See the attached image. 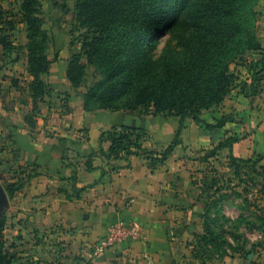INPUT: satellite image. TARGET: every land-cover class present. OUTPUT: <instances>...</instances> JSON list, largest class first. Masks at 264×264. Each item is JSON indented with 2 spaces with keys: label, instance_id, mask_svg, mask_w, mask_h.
I'll use <instances>...</instances> for the list:
<instances>
[{
  "label": "crops",
  "instance_id": "obj_1",
  "mask_svg": "<svg viewBox=\"0 0 264 264\" xmlns=\"http://www.w3.org/2000/svg\"><path fill=\"white\" fill-rule=\"evenodd\" d=\"M257 9L262 49L247 55L250 62L264 59V0ZM50 53L53 62L43 74L49 91L36 103L26 54L16 60L18 54H5L0 43V183L9 198L4 208L8 242L26 256L53 264H188L178 241L191 236L196 242L204 233L210 204L204 187L209 179L196 174L204 164L200 154L229 136L239 138L234 156L264 154V79L256 95H246L242 84H251L253 71L246 63L232 65L237 86L220 106L202 115L207 123L224 125L205 130L187 118L181 143L160 161L180 118L87 110L68 79L65 54L57 61ZM121 125L144 130L147 153L116 160L100 154L102 132ZM110 147L109 141L103 144L105 151ZM222 152L230 154L229 148ZM20 179L22 187L10 195L6 185ZM211 193V200L219 199ZM119 220L138 223L143 235L98 254L92 246ZM67 238V244L61 243Z\"/></svg>",
  "mask_w": 264,
  "mask_h": 264
},
{
  "label": "trees",
  "instance_id": "obj_2",
  "mask_svg": "<svg viewBox=\"0 0 264 264\" xmlns=\"http://www.w3.org/2000/svg\"><path fill=\"white\" fill-rule=\"evenodd\" d=\"M20 1V21L27 26L29 43L27 47L20 48L9 40L6 26L13 28L16 22L8 17L9 10L1 3L0 43L5 54H18L16 60L21 52L26 54L27 70L32 77L30 87L37 103L49 91L43 74L48 73L51 66L48 57L51 39L43 27L40 1ZM166 1L170 6L166 5ZM257 1L78 0L77 18L87 29L82 39L83 51L88 62L95 65L102 76L89 89L85 108L130 111L153 108V114L180 117V126L187 118L204 122V111L220 106L237 86L239 78L232 65L240 63L248 64L253 71L251 84H242V91L246 95H256L264 79V59L250 62L247 55L262 49L256 31ZM171 10L174 11L173 26L181 25L183 19L188 30L180 34L179 43L167 46L158 53L160 40L156 37L149 41L148 38ZM85 73L86 66L81 62V55L74 54L67 69L68 79L74 87L81 85ZM224 123L205 122L210 130L222 127ZM180 132L179 129L174 140L161 153L160 161L166 160L181 143ZM144 137L142 128L114 126L102 132L99 152L109 160L144 154L148 152L142 144ZM238 140L234 136L225 138L216 147L207 150V157L216 156L222 149L229 148L232 162L260 164L264 154L255 159L234 156L233 144ZM107 141L111 147L105 151L103 144ZM89 165L91 168L92 164ZM21 181L6 185L10 195L22 187ZM209 182L204 180L206 191L216 186L217 179H213L211 187ZM214 189L215 193L221 190ZM209 197L204 233L197 237L198 247L220 250L224 230L216 228L218 218L210 215L220 199L211 200L212 196ZM7 221L5 213L0 215V264H15V256L5 247ZM251 223L248 221V225Z\"/></svg>",
  "mask_w": 264,
  "mask_h": 264
},
{
  "label": "rangeland",
  "instance_id": "obj_3",
  "mask_svg": "<svg viewBox=\"0 0 264 264\" xmlns=\"http://www.w3.org/2000/svg\"><path fill=\"white\" fill-rule=\"evenodd\" d=\"M39 1L42 6L40 16L44 19L43 27L51 39L48 51H51L52 58L56 55V59L59 61L58 57L61 54H65V58H63L69 66L72 56L80 54L81 62L86 66V73L81 85L78 87V92H81L80 99L84 103L89 89L102 76L97 67L88 62V58L83 51L82 39L87 29L77 18L78 0ZM259 2L260 0L255 5L257 20ZM0 3L5 9L9 10L8 17L13 18L16 22L13 28H10V25L6 26L9 30V35L7 34L9 40L20 48L27 47L29 43L27 26L24 22L20 21L22 16L20 11L21 1L0 0ZM166 5L170 6L169 1H166ZM181 21V25H177V27L173 26L175 24L174 11L171 10L158 28L149 35V41H152L156 37L160 40L157 49L158 53L166 49L167 46H175L177 42L179 43L178 38L180 34L188 30L185 20L182 19ZM24 49L26 50V48ZM136 111L148 114L153 113V108L148 111L140 108ZM191 119L194 120L193 118ZM195 122L200 128L210 130L207 128L205 121ZM184 125H178L176 135L179 129L182 132ZM199 158L204 161V164L201 167L202 170H197L196 174L200 178L202 176V178H208L211 182H209L210 187L213 186V179H217L216 186L211 187V191H214V188L221 189L218 195L215 193L216 198L220 199V203L214 209V213L216 214L214 218H218L216 228L224 230V233H222L220 250H202L198 247L199 239L197 238L196 242L194 240L192 242L190 241L191 236L185 237L181 242L178 241L179 253L183 256L182 258H185L188 264H264V160L261 165L244 162L238 164L232 162L230 154L226 155L222 150L219 153V157L215 160H210L207 157V150L201 153ZM197 167L198 165L194 166V169ZM211 191L207 192L208 196H212ZM248 221H252L251 225H248ZM256 225H260V227L258 228ZM4 234L5 247L11 252L10 254L15 256V264H53V261L50 262L51 260L37 259V255H24L22 248L18 245H11L8 242L10 238L7 237L6 227ZM8 236H10V233H8ZM67 240L68 238L62 240L61 243L67 244ZM51 246L52 244L50 243Z\"/></svg>",
  "mask_w": 264,
  "mask_h": 264
},
{
  "label": "built area",
  "instance_id": "obj_4",
  "mask_svg": "<svg viewBox=\"0 0 264 264\" xmlns=\"http://www.w3.org/2000/svg\"><path fill=\"white\" fill-rule=\"evenodd\" d=\"M143 228L138 223L127 220H119L111 224L106 233L102 235L92 247L102 255L107 250L115 248L129 240L140 239Z\"/></svg>",
  "mask_w": 264,
  "mask_h": 264
},
{
  "label": "water",
  "instance_id": "obj_5",
  "mask_svg": "<svg viewBox=\"0 0 264 264\" xmlns=\"http://www.w3.org/2000/svg\"><path fill=\"white\" fill-rule=\"evenodd\" d=\"M8 194L2 184L0 183V215L4 213V208L8 203Z\"/></svg>",
  "mask_w": 264,
  "mask_h": 264
}]
</instances>
